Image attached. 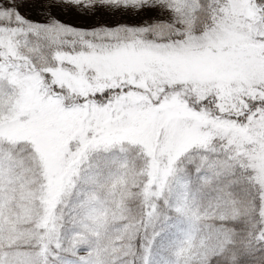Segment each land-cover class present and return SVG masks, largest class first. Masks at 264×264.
Here are the masks:
<instances>
[{"label": "snow or ice", "instance_id": "snow-or-ice-1", "mask_svg": "<svg viewBox=\"0 0 264 264\" xmlns=\"http://www.w3.org/2000/svg\"><path fill=\"white\" fill-rule=\"evenodd\" d=\"M0 264H264V0H0Z\"/></svg>", "mask_w": 264, "mask_h": 264}, {"label": "rangeland", "instance_id": "rangeland-1", "mask_svg": "<svg viewBox=\"0 0 264 264\" xmlns=\"http://www.w3.org/2000/svg\"><path fill=\"white\" fill-rule=\"evenodd\" d=\"M62 19H64L65 22L76 26H87L93 23V21L90 18H82L74 15L63 16Z\"/></svg>", "mask_w": 264, "mask_h": 264}]
</instances>
